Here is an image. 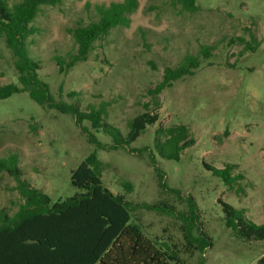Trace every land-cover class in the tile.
Masks as SVG:
<instances>
[{
  "label": "rangeland",
  "instance_id": "rangeland-1",
  "mask_svg": "<svg viewBox=\"0 0 264 264\" xmlns=\"http://www.w3.org/2000/svg\"><path fill=\"white\" fill-rule=\"evenodd\" d=\"M123 0H65L61 6L43 7L28 40L31 55L42 61L40 77L51 94L82 111L106 104L107 120L127 132L130 119L150 112L159 121L148 126L124 148L101 150L89 142L71 115L44 110L27 93L0 100V158L16 154L24 178L57 202L76 195L72 172L95 150L105 164L104 185L133 204L166 202L177 215L135 209L132 222L149 237L170 240L182 247L184 222L190 199L213 246L204 254L183 255L185 264H260L264 242L236 240L224 223L220 201L243 209L249 219L264 223V0H197L199 11H183L173 0H139L130 27H116L96 44L86 62L61 68L56 57L69 63L76 46L71 30L97 21L95 5ZM91 6L88 7L87 4ZM204 46L214 47L193 75L176 81L155 103L148 90L160 83L167 67L180 65L187 55ZM18 83L12 53L0 41V85ZM77 96L70 98L69 94ZM184 124L195 140L179 161L161 158L169 189L160 188L149 153L154 151L156 130ZM101 144L113 140L84 124ZM205 164L223 169L236 165L234 174L242 192L230 189ZM132 186L128 191L126 183ZM16 182L0 171V209L11 214L21 198ZM172 190H178V193Z\"/></svg>",
  "mask_w": 264,
  "mask_h": 264
},
{
  "label": "trees",
  "instance_id": "trees-1",
  "mask_svg": "<svg viewBox=\"0 0 264 264\" xmlns=\"http://www.w3.org/2000/svg\"><path fill=\"white\" fill-rule=\"evenodd\" d=\"M64 1L0 0V41H4L12 53L18 79V83L0 85V100L18 93H27L44 110L71 115L89 142L99 149L124 148L136 154L137 151L130 148L131 144L148 126H154L159 121V113L150 112V105L146 106L148 111L129 120L124 134L108 122L106 104L98 108L91 106L89 111H82L77 103L67 104L57 100L51 94L50 85L40 77L43 63L31 55L28 40L38 32L34 24L43 7L61 6ZM173 1L183 11H199L197 0ZM138 7L139 0L95 5L98 20L79 24L71 30L76 52L69 56V63L56 57L58 65L71 68L77 63L86 62L96 44L107 39L114 28L130 27V16ZM213 51L214 47L204 46L196 55H187L177 67L165 69L160 83L148 90L156 111L161 108L158 98L162 92L176 81L193 75L202 62L212 56ZM75 96L76 92L69 94L70 98ZM87 121L93 129L109 136L114 143L110 146L101 144L98 137L84 125ZM194 144L191 130L184 124L158 127L154 151L149 153V158L154 165L160 188L169 189L165 183V173L157 167V154L166 160L179 161L183 153ZM205 167L230 189L243 191L239 182L245 177L234 174L236 165L227 164L223 169L209 164H205ZM0 171L14 179L15 189L21 198L14 214L7 208L0 209V264H185L184 254H204L213 246L212 238L199 219L197 204L192 199L189 201V212L179 214L184 222L182 247L169 239L147 236L139 224L132 222L133 211L142 208L175 216L178 214L175 207L163 201L133 204L125 195L114 194L104 185L105 164L97 150L90 153L72 172V185L79 192L54 203L47 194L24 178L16 154L0 158ZM124 186L131 191L130 183ZM172 191L179 194L178 190ZM220 203L224 223L236 240L245 243L264 242V223H255L243 209H237L224 201ZM199 264H204V260ZM260 264H264V258Z\"/></svg>",
  "mask_w": 264,
  "mask_h": 264
}]
</instances>
